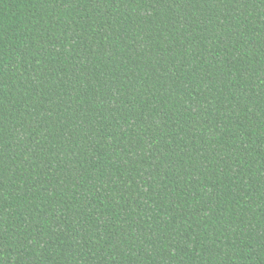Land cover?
Wrapping results in <instances>:
<instances>
[{
    "label": "trees",
    "instance_id": "1",
    "mask_svg": "<svg viewBox=\"0 0 264 264\" xmlns=\"http://www.w3.org/2000/svg\"><path fill=\"white\" fill-rule=\"evenodd\" d=\"M0 264H264V0H0Z\"/></svg>",
    "mask_w": 264,
    "mask_h": 264
}]
</instances>
